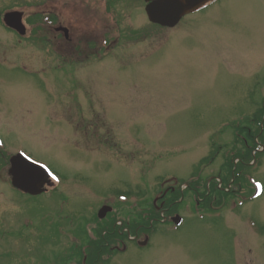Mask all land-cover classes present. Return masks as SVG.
<instances>
[{
	"label": "rangeland",
	"instance_id": "obj_1",
	"mask_svg": "<svg viewBox=\"0 0 264 264\" xmlns=\"http://www.w3.org/2000/svg\"><path fill=\"white\" fill-rule=\"evenodd\" d=\"M105 1H67L63 19L73 24L75 50L56 38L43 46L33 21L25 22L42 13L44 0L8 3L23 12L27 35L0 21L3 149L47 168L58 188L27 198L0 178V208L44 224L48 235L60 209L58 232L77 235L80 254L90 238L96 259L107 240L96 233L107 228L103 221L138 220L181 186L183 199L151 222L153 230L139 232V242L152 232L147 245L129 241L108 264H264V152L257 166L238 165L236 177L247 184L223 182L231 157L250 152L238 137L264 113V0H214L172 29L150 26L140 2L108 14ZM57 64L74 66L64 75ZM216 180L230 196L201 208L190 185ZM104 206L111 215L99 220ZM129 230L121 226L120 239Z\"/></svg>",
	"mask_w": 264,
	"mask_h": 264
},
{
	"label": "flooded vegetation",
	"instance_id": "obj_2",
	"mask_svg": "<svg viewBox=\"0 0 264 264\" xmlns=\"http://www.w3.org/2000/svg\"><path fill=\"white\" fill-rule=\"evenodd\" d=\"M10 1H13V0H8L6 4H8ZM44 1H45V4H44L45 9L39 15V18H40L39 24H34V25L32 24L33 31L37 30L38 32H40L41 39H42L40 40V43H42L43 46H46L48 43H52L53 39L56 38L58 42L59 40H61L67 44L74 45L73 49L75 50V48L77 47L75 45H77L78 41L72 31L73 24L71 25L69 22H65V20L63 19L64 18L63 11L65 9L64 7H67L66 6L67 1H69L68 3L69 7H71L72 6L71 4L73 5L75 4V0H66V2L65 0H44ZM137 2H140L141 5H143L142 10L144 11L146 7V4H144V0H106L105 5H104L105 7L104 10H105V13L107 12L108 14H110L113 11V9L114 11L119 12V8L116 10V7L131 8L134 3H136L137 5ZM11 12H15V10L13 7H10L9 4L8 5H5V3L0 4V21L2 20V23L4 24V26L8 29L9 32L13 33V35L19 36L21 38L25 37L27 35V28L25 29L26 33L23 36L20 33H18L16 30L11 29L5 25L4 17ZM28 21L29 20L26 19L25 22H28ZM71 22L74 23V21H71ZM28 23L30 24V21ZM150 26H153V25H150ZM153 27H157V26H153ZM50 32H54L55 36L48 37V34ZM128 32H135V31H128ZM103 43L104 45L108 44L107 40H104ZM72 66L74 65L66 64V67H72ZM55 67H54V71H56L58 74L67 73L65 72L66 67L64 68V66H59L58 64ZM57 73H53V76L56 75ZM249 132L254 134L255 132L254 128ZM262 132L263 131H261V135H262ZM250 133H249L248 138H246L245 136H241V138L243 140H248L245 143L246 144L245 149H247L248 151L252 150V154L254 155V160L252 159V162L248 164L241 161V164L244 166L245 165L257 166L258 162L257 160H255V158L264 152V149L260 152L261 148H263L262 140H264V136L257 138L256 145L254 144L252 146L251 144L248 143L250 142V139H251ZM3 146H4V143L2 141V137L0 134V178L3 181L8 182L10 186L14 190H16L19 194L27 198L36 199V198L43 197V196H49V194L53 193L51 189L58 188V186H54L51 178L47 179V182H45L42 186L38 187L37 193L35 194L24 192L23 190L15 187L13 185L12 176L10 175L11 160L16 155L21 154L22 152L21 151H18L15 153L7 152L3 149ZM222 181L223 180H221V185H222L221 190L223 191V193H226V192L230 193L231 188L228 189L227 187L225 189L222 184L224 181L223 182ZM232 181L233 182L235 181L237 185H241V182L239 181V179H237L236 175L233 177ZM233 192H234V189H233ZM256 193L258 194L256 195ZM259 195H260V192L256 188L253 197H257ZM8 210L9 209L7 208H0V264H79L80 253H79V242H78L77 235L75 234L64 235L58 232V229L62 228V226H60V221L62 220V211L60 209H57V211L55 212L57 221L54 223L50 220L49 222L51 227L54 225L57 230V232L55 230V232L50 235H48V232H46L44 224L41 227H37L32 222L30 223L29 221L25 219L13 218L9 216L10 212ZM128 234L130 235L129 238L131 241H133L136 244H139V242L136 241V238L138 240V237H139V231L136 232V234L133 237L131 236L130 231H128ZM119 235H123V234L120 233ZM132 238H135V239H132ZM64 241H67L66 246L64 244ZM111 241H112L111 239L108 240V243H105L104 245L105 248L100 249L99 251V253L101 251L105 252L106 250L108 252L107 255H109V258L102 257V261L105 264L110 263L109 259L113 257L111 256L112 255L111 252H114V255H117V254L124 253L127 251V248H126L127 243L125 242V239L122 240L120 239V237H118L117 239H115V242H113V245H111L112 244ZM107 247L109 248L107 249Z\"/></svg>",
	"mask_w": 264,
	"mask_h": 264
},
{
	"label": "trees",
	"instance_id": "obj_3",
	"mask_svg": "<svg viewBox=\"0 0 264 264\" xmlns=\"http://www.w3.org/2000/svg\"><path fill=\"white\" fill-rule=\"evenodd\" d=\"M34 17H37V18H35V20H33V25L36 24V23H39V19H40L39 15L38 16H33L32 19H34ZM29 21H30V23H32V20H29ZM263 117H264L263 111H260L258 113V115L254 117L253 122H254V126H256V129H254L255 130L254 134L250 133L249 131H246V129L244 130V131H246V133L244 135L246 138H248L249 133H250V138H251L250 139V144L252 146L254 144L256 145V139L261 137L262 125H263V128H264ZM238 141H239V143L242 146L245 147V143H246L245 140H243L242 138L240 139V137H238ZM248 154H250V152ZM238 158H243V157H241L239 155H238V157H236V156L233 157L232 156L231 159L228 161L227 167H229L230 170H229L228 177L226 179H224L225 184L229 183L230 180L233 179V177L236 175V171H237L238 165L240 164V167L242 166V164L239 163V162L237 163V166H235V161ZM213 159H214V156L212 158H207L203 162H204V164L211 163ZM242 161L243 162L248 161V163H250V162H252V158H247L246 157ZM245 166H247V165H245ZM234 168H235V172H234V175H232ZM241 168H243V167H241ZM200 171L201 170L199 169V167H197V171H196L195 175L196 176L199 175ZM239 181L242 184L246 183V181H244L243 179H239ZM206 184H207V182H206ZM206 184L201 185V184H199L197 182L194 185L195 189L192 188V186H193L192 184L189 187V191H191L194 194L196 199H199L198 203L201 206V208H206L208 206L210 207V204H212L214 202V200H212V199H214V197L216 199H220L218 201V203H220L222 198L227 196V194L223 193V191H221L219 189L218 182H211V184H210L211 187H209V189L206 187ZM186 191H188V190H186ZM182 195L183 194L181 193V186H179L177 188H174V191H173V188L170 189V192H169L168 196L164 197L159 202H156V206L155 205L152 206V208L148 211V213L146 215L143 214V217L141 215H137V216H135V219L139 218L138 220L130 219L128 221H125L123 224H121V226L129 228L130 229L129 231L133 235H135L136 232H138V231L139 232L142 231V233H143V230H145V232H149V230H153V226H151V222H153V224H154L156 219L157 220L158 219L159 220L162 219L161 213L164 210L169 209V207L171 205L174 206L175 205V201H178L181 198ZM124 196L125 197H129L130 194H125ZM162 204H163V206H162ZM110 215L111 214H109L107 217H109ZM129 216L131 217L132 214H129ZM103 222H107V224H106L107 228L106 227L103 228L102 231H99V230L96 231L97 237L99 238L101 243H103L104 239H107V240H110V239L113 240L114 239L115 240L116 238L119 237L118 235L120 233H122L121 232V226H116L117 221H115V219L112 220V221H103ZM105 230H107V232L104 233ZM109 233L113 234V236H111V238H109V236H107V234H109ZM124 237H127V235L125 234ZM104 245H105V242L102 245V247L105 248ZM92 250H93V241L89 238V240H88V248L83 249V252L80 254V262H79V264H105L102 261V257L104 256L105 252L102 251L101 253H99L101 256L97 257L95 259V257H93Z\"/></svg>",
	"mask_w": 264,
	"mask_h": 264
},
{
	"label": "water",
	"instance_id": "obj_4",
	"mask_svg": "<svg viewBox=\"0 0 264 264\" xmlns=\"http://www.w3.org/2000/svg\"><path fill=\"white\" fill-rule=\"evenodd\" d=\"M210 0H146L148 5L146 13L152 22L161 26L174 28L181 19L189 14H193L201 9ZM5 24L16 30L21 35L26 32L22 25V14L11 13L4 18ZM10 175L12 176L13 185L24 192L31 194L37 193L38 187L42 186L50 177L48 171L29 160L22 154L15 156L11 160ZM112 212V208L104 206L98 212V218L103 220ZM174 224L179 225L182 219L177 216L172 219ZM147 239L142 246H146Z\"/></svg>",
	"mask_w": 264,
	"mask_h": 264
},
{
	"label": "bare ground",
	"instance_id": "obj_5",
	"mask_svg": "<svg viewBox=\"0 0 264 264\" xmlns=\"http://www.w3.org/2000/svg\"><path fill=\"white\" fill-rule=\"evenodd\" d=\"M214 0H210L209 2H207L203 7H202V9L203 8H205L206 6H208V5H210V3H212ZM144 4H146V7H147V5H148V2H146V0H144ZM146 7H145V10L143 11L144 12V14H145V16H146V18H147V21L149 22V24L150 25H153V26H157V28H165V29H171V28H169V27H164V26H161V25H159V24H157V23H155V22H152L150 19H149V17H148V15H147V13H146ZM15 12H17V11H15ZM15 12H11V13H15ZM11 13H9V14H11ZM17 13H20V14H22V25H23V28H24V30L26 29V27H25V23H24V20H23V18H24V14H23V12H17ZM189 15H192V14H189ZM5 18V17H4ZM29 20V19H28ZM4 23H5V21H4ZM140 31H135V32H132V34L133 35H140ZM24 36V35H23ZM250 151V150H249ZM27 160H28V158L23 154V153H21ZM19 155V154H18ZM17 156V155H16ZM245 157H247V158H253V154H252V150L250 151V154H245ZM238 160V162L239 163H241V161H242V158H238L237 159ZM236 160V161H237ZM243 162V161H242ZM209 164V163H208ZM49 175H50V178L52 179V173L51 172H49ZM208 187H211V185H209ZM220 190H221V187L219 188ZM174 191V190H173ZM222 191V190H221ZM225 194H227V196H230V194L231 193H228V192H226ZM227 196H225V197H227ZM183 199V195L181 196V198L178 200L179 202L181 201ZM182 219V218H181ZM197 219V218H196ZM216 219H219V218H216ZM183 220V219H182ZM221 220V219H220ZM172 221V220H171ZM173 222V221H172ZM174 223V222H173ZM183 223H184V220H183ZM182 223V224H183ZM182 224H179V225H176V224H174L177 228H179ZM156 231H153V234L155 233ZM124 233V232H123ZM146 233H148V232H146ZM127 235V237H124V239H125V242L127 243V242H133V241H131L130 240V238H129V234H128V231L126 232V233H124V235ZM152 234V232L150 233V235ZM143 235V234H142ZM145 235V234H144ZM150 235H148V236H146L145 237V240L147 239L148 241H147V243L149 242V240H150ZM131 236L133 237V234H131ZM139 238V237H138ZM132 239H135V238H132ZM145 240H144V242H145ZM136 241L137 242H139V240H137V238H136ZM144 242H139V244H138V246H140V247H143L142 246V243H144ZM106 243H108V240H106ZM127 250H128V244H127Z\"/></svg>",
	"mask_w": 264,
	"mask_h": 264
}]
</instances>
